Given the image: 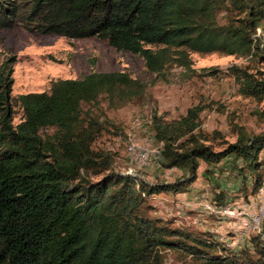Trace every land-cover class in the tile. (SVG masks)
<instances>
[{
    "label": "trees",
    "instance_id": "trees-1",
    "mask_svg": "<svg viewBox=\"0 0 264 264\" xmlns=\"http://www.w3.org/2000/svg\"><path fill=\"white\" fill-rule=\"evenodd\" d=\"M14 26L98 38L141 57L153 81L169 82L174 68L194 71L192 53L262 52L264 0H0V29ZM14 63V56L0 60V264H163L166 250L206 264H264L261 233L250 238L251 247L235 249L209 230L148 214L153 195L186 192L201 161L240 160L233 164L240 190L262 188L264 77L237 64L226 68L237 92L261 103L252 113L263 128L248 134L233 125L235 140L218 150L200 128L204 105L172 120L153 111L149 126L160 144L159 163L186 175L149 182L116 169L114 152L93 148L102 130L117 127L84 108L100 100L111 108L141 101L145 82L125 71H91L51 80L46 91L13 95Z\"/></svg>",
    "mask_w": 264,
    "mask_h": 264
},
{
    "label": "rangeland",
    "instance_id": "rangeland-1",
    "mask_svg": "<svg viewBox=\"0 0 264 264\" xmlns=\"http://www.w3.org/2000/svg\"><path fill=\"white\" fill-rule=\"evenodd\" d=\"M258 34L260 30L256 31V35ZM261 46L262 52L247 57L217 52L192 53V73L185 74L181 69L174 68L169 82H162L152 80L153 74L146 71L141 57L130 52L117 51L95 37L78 39L56 34H37L28 32L21 26L0 29V60L6 56L15 58L12 74L13 95L46 91L51 80L78 79L91 71H125L147 84L146 95L141 101L111 108L104 100H100L98 104L84 108H89L90 114L95 118L107 117L117 127L115 129L107 126L106 130H102L93 142V148L114 152L116 169L124 171L130 166L149 182L174 180L186 175L185 171L163 167L155 155L144 167L130 158L126 149L127 133H133L141 139L152 137L149 122L153 111L166 120H172L184 115L193 105H204L200 113V128L208 135L207 144L215 150L224 146L222 142L235 140L236 131L233 125L241 127L248 134L257 133L263 128V124L252 113L261 103L239 94L233 79L226 73L227 67L237 64L247 67L256 76L264 77V43ZM211 70L218 73L213 75ZM16 112L15 121H18L20 111L17 109ZM215 131L221 136L213 135ZM151 148L159 149L156 142L151 144ZM260 158L264 164V149ZM235 162L241 163L233 157H227L210 166L201 161L197 178L188 190L176 194L153 195L149 199L153 209L148 214L169 219L172 226H181L195 232L220 225L222 228H217L218 232L209 230L215 239L235 249L251 247L250 238L255 235L254 232L244 237L237 236L239 233L236 234L231 227V221L236 219L211 210L224 207L243 210L246 206L253 210L256 208L259 197L257 193L250 194L247 191L245 195L240 190V181L233 168ZM260 195L264 198V184ZM177 204L182 206V210ZM163 264L206 263L179 250H166Z\"/></svg>",
    "mask_w": 264,
    "mask_h": 264
},
{
    "label": "built area",
    "instance_id": "built-area-1",
    "mask_svg": "<svg viewBox=\"0 0 264 264\" xmlns=\"http://www.w3.org/2000/svg\"><path fill=\"white\" fill-rule=\"evenodd\" d=\"M153 142H155L153 136L141 139L136 137L133 133H127L126 149L130 158L135 160L139 166L144 167L150 162L151 157L155 155L159 163L161 160L160 144L156 142L159 148L156 150L151 148V144ZM169 170H175V168H170ZM123 172L142 177L130 166ZM257 196L259 197V201L254 210L249 206H246L243 210H236L233 207H224L219 209L211 208V210L222 216L236 219L231 221L233 224L231 227L236 234L239 233L237 236L244 237L249 235L250 232L258 234L261 233V222L264 218V198L260 195V190L257 192ZM177 207L182 210V206L180 204H177ZM261 235L264 237V234L261 233Z\"/></svg>",
    "mask_w": 264,
    "mask_h": 264
},
{
    "label": "crops",
    "instance_id": "crops-1",
    "mask_svg": "<svg viewBox=\"0 0 264 264\" xmlns=\"http://www.w3.org/2000/svg\"><path fill=\"white\" fill-rule=\"evenodd\" d=\"M201 167V164H200V166H199V168ZM197 173H199V172H197ZM199 175V174H198ZM207 176V175H206ZM143 177V176H142ZM144 178V177H143ZM144 179H146L147 180V178H144ZM147 181H149V180H147ZM158 181H162V182H166V181H171V180H165V179H162V180H158ZM151 182V181H150ZM217 223H219V222H217ZM218 225V224H217ZM217 225H215V226H217ZM217 228H222V226H217V227H215L214 228V226H211V227H208L207 229H209V230H214L215 232H218V230H217Z\"/></svg>",
    "mask_w": 264,
    "mask_h": 264
},
{
    "label": "bare ground",
    "instance_id": "bare-ground-1",
    "mask_svg": "<svg viewBox=\"0 0 264 264\" xmlns=\"http://www.w3.org/2000/svg\"><path fill=\"white\" fill-rule=\"evenodd\" d=\"M133 177V176H132ZM140 179V178H139ZM214 207V206H213ZM217 208V207H216ZM219 208V207H218ZM216 214V213H215ZM218 214V213H217ZM262 233V232H261ZM257 235H259V233L257 234ZM262 238V237H261Z\"/></svg>",
    "mask_w": 264,
    "mask_h": 264
}]
</instances>
